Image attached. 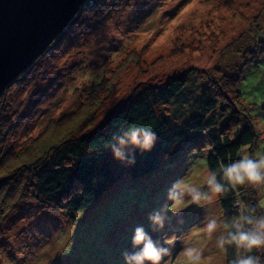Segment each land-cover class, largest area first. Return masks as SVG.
Segmentation results:
<instances>
[{
    "label": "rangeland",
    "instance_id": "1",
    "mask_svg": "<svg viewBox=\"0 0 264 264\" xmlns=\"http://www.w3.org/2000/svg\"><path fill=\"white\" fill-rule=\"evenodd\" d=\"M88 1L0 95V264H124L122 252L135 250L131 238L138 225L173 249L164 264H186L182 250L189 245L202 249L201 264H230L235 250L217 249L204 226L212 217L233 218L238 200L264 211V188L232 189L228 208L222 197L212 204L188 200L180 211L168 206L165 227L158 231L148 220L152 211L169 205L166 193L175 181L204 186L207 135L176 148L180 158L172 164L165 159L155 178L138 185L126 178L109 189L90 210L74 215L75 221L31 199L27 177L64 139L94 130L114 105L183 73L187 88L181 98L154 106L157 114L173 116L170 133L199 109L193 104L196 90L209 89L218 79L224 90L229 85L233 110L251 118L259 132L253 148L242 149L264 154V60L259 56L264 0ZM240 73L241 96L229 84ZM212 97L225 107L207 127L217 132L231 109L219 95ZM126 191L136 192L134 198L107 216L113 198Z\"/></svg>",
    "mask_w": 264,
    "mask_h": 264
},
{
    "label": "trees",
    "instance_id": "2",
    "mask_svg": "<svg viewBox=\"0 0 264 264\" xmlns=\"http://www.w3.org/2000/svg\"><path fill=\"white\" fill-rule=\"evenodd\" d=\"M101 1L96 0L95 5H99ZM259 56L264 60V52ZM247 64L248 62L243 69ZM254 64L257 65V63L252 65ZM237 75L229 84H232L231 87L241 96L243 73ZM217 82L220 81L214 80L211 87L217 91L214 95L211 94V88L202 89L201 86L196 90V94L200 91L195 96L193 104L199 109L192 112L186 122L171 133L170 130L175 124L173 116L157 114L154 106H165L180 99L187 88L186 74L171 76L160 84H150L137 96L120 101L104 114L101 123L94 130L80 132L77 137L64 139L54 152L44 155L31 167L26 187L29 197L50 208L52 212H61L70 221H75L74 215L90 210L109 189L126 178H130L132 184L136 185L146 177L155 178L163 169L162 162L168 158L170 164L174 163L181 156L175 154L178 151L176 148H180L188 139L198 135L209 137L210 151L206 156V166L209 171L219 173L220 165H227L238 159L243 147L254 146L258 141L259 132L251 118L246 117L247 115L241 118L229 104L231 101L226 92L229 85L227 84L224 90V81L219 85ZM217 95L221 103L228 105L231 110L226 113L218 131L209 132L208 125L217 123L216 112L222 113L225 108L218 107L216 97H212ZM132 126L150 128L156 133L157 141L149 152L142 153L136 150V163L128 166L113 159L108 145L113 135H119ZM123 150L128 153L130 147L125 146ZM167 153L170 155H165ZM134 193L126 191L123 196L118 194L117 198H113L107 216L112 215L114 210H119L126 200L134 198ZM232 196V190L221 196L224 207H231L234 201ZM141 197L144 198V192L141 193Z\"/></svg>",
    "mask_w": 264,
    "mask_h": 264
},
{
    "label": "clouds",
    "instance_id": "3",
    "mask_svg": "<svg viewBox=\"0 0 264 264\" xmlns=\"http://www.w3.org/2000/svg\"><path fill=\"white\" fill-rule=\"evenodd\" d=\"M157 135L148 127L132 126L119 135H113L108 149L114 160L128 166L136 163V150L149 152L155 146ZM118 145V146H117ZM130 147L126 153L123 149ZM249 185L264 188V154L254 156L242 149L239 158L220 165L219 173L209 171L203 187L185 186L177 180L167 190L169 205L161 206L148 215L153 230L165 227L168 206L180 211L190 200L192 204H212L219 197L238 186ZM236 215L231 218L212 217L204 226L209 238H214L215 247L223 252L235 250L230 264H264V211L238 200ZM131 245L134 251H123L124 264H164L172 255L171 247L154 240L142 225L133 230ZM186 264H201L202 249L189 245L182 250Z\"/></svg>",
    "mask_w": 264,
    "mask_h": 264
},
{
    "label": "water",
    "instance_id": "4",
    "mask_svg": "<svg viewBox=\"0 0 264 264\" xmlns=\"http://www.w3.org/2000/svg\"><path fill=\"white\" fill-rule=\"evenodd\" d=\"M86 0H0V94Z\"/></svg>",
    "mask_w": 264,
    "mask_h": 264
},
{
    "label": "built area",
    "instance_id": "5",
    "mask_svg": "<svg viewBox=\"0 0 264 264\" xmlns=\"http://www.w3.org/2000/svg\"><path fill=\"white\" fill-rule=\"evenodd\" d=\"M91 0L88 1V3L90 2ZM92 3V2H91Z\"/></svg>",
    "mask_w": 264,
    "mask_h": 264
}]
</instances>
